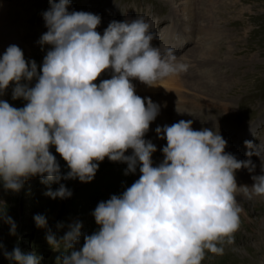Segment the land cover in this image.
I'll list each match as a JSON object with an SVG mask.
<instances>
[{
  "label": "clouds",
  "instance_id": "obj_1",
  "mask_svg": "<svg viewBox=\"0 0 264 264\" xmlns=\"http://www.w3.org/2000/svg\"><path fill=\"white\" fill-rule=\"evenodd\" d=\"M49 2L43 13L48 30L38 43L52 47L42 67L27 61L14 44L0 58V94L14 82L12 98L27 101L16 108L0 100L4 189L19 192L26 180L40 176L45 185L59 183L45 195L67 199L73 193L60 181H92L106 157L126 163L125 174L135 173L139 165L138 180L121 195L98 203L92 215L99 229L83 234L82 248H76L80 221L59 239L46 236L50 245L64 244L57 264H201L206 250L222 255L240 225L237 189L264 195V174L252 176L251 188L238 187L235 172L251 170L252 162L226 153L227 141L218 131L194 130L191 120L155 129L167 144L163 161L153 166L157 148L144 137L160 106L137 95L132 80L153 86L186 72L188 65L178 61L174 49L153 46L155 36L143 17L111 21L101 35L99 15L70 12V0ZM106 70L112 71L111 78L95 83ZM51 146L66 161V174ZM129 149L132 154L125 155ZM0 219L15 235V221L6 213ZM34 220L37 227L47 225L43 215ZM4 255L15 264H39L41 259L18 246Z\"/></svg>",
  "mask_w": 264,
  "mask_h": 264
},
{
  "label": "rangeland",
  "instance_id": "obj_2",
  "mask_svg": "<svg viewBox=\"0 0 264 264\" xmlns=\"http://www.w3.org/2000/svg\"><path fill=\"white\" fill-rule=\"evenodd\" d=\"M49 8V0H0V58L14 44L22 49L27 61L34 60L38 69L42 67L44 56L52 47L38 43L48 30L43 13ZM68 10L99 15L101 24L97 31L101 35L111 21L143 17L155 36L153 46H160L157 43L161 40L163 47L174 49L179 62L188 65L186 72L158 80L153 85L158 89L147 92L154 93L153 102L160 105L164 126L187 121L189 114L194 130L218 131L227 141L226 153L240 161L250 160L254 166L235 172L238 187L251 188L252 176L264 174V0H175L174 4L172 0H70ZM176 77L182 81V87L169 95L179 92V99L173 104H163L170 91L164 84ZM35 82L32 81V86ZM132 83L135 88L145 85ZM14 87L13 82L0 94V100L22 108L27 101L12 98ZM177 104L186 111L180 118L174 110ZM153 134L157 139L156 132ZM246 141L250 146H246ZM166 144L164 141L162 146ZM50 151L56 156L62 174H66L70 170L66 161L55 146ZM258 151L260 156L256 154ZM130 154L131 151L125 153ZM152 158L157 166L164 154L159 158L153 153ZM98 163L90 182L60 181L73 193L67 199L45 195L49 189L57 190L59 183L45 185L40 176L26 180L19 192L5 190L0 181V215L6 213L17 226L12 235L10 225L0 219V264H15L4 253L12 252L16 246L25 253H35L41 258L39 264H57V258L65 251L64 244L61 241L50 245L46 236L52 233L59 239L76 221L83 224L76 245L77 250L82 248L83 234L91 235L99 229L92 215L98 203L121 195L141 175L139 165L135 173L125 174L126 163L107 157ZM251 172L250 179H243ZM242 179L249 180L250 185L245 182L239 185ZM241 190L238 188L235 193L242 211L233 242L223 245L222 255L206 250L201 264H264V195ZM38 214L46 217L45 227L36 226L34 217Z\"/></svg>",
  "mask_w": 264,
  "mask_h": 264
},
{
  "label": "bare ground",
  "instance_id": "obj_3",
  "mask_svg": "<svg viewBox=\"0 0 264 264\" xmlns=\"http://www.w3.org/2000/svg\"><path fill=\"white\" fill-rule=\"evenodd\" d=\"M172 3L174 4L175 3V0H172ZM177 5H178V3H176L175 4V9L177 8ZM158 45H160L161 44V40L159 41V43H157ZM161 45H164V42H162V44ZM111 75H112V71L111 70H106L104 73H102L101 74V76L98 78V80L97 81H95V83H97V84H99L102 80H104V79H110L111 78ZM134 81H135V83H138V82H140L138 79H134ZM133 80H132V82H134ZM182 81L180 80L179 81V78L178 77H176V78H173V79H171V82H166L165 84H164V86L167 88L166 90H170V91H168L169 93H168V95H167V97H166V102H164L163 104H168V103H171V104H173V103H175L179 98H178V96L179 95H177L178 93H171V95H169L170 94V92L172 91V92H174V91H176V89L177 88H180V86L182 87ZM159 85V84H158ZM173 85H177L178 87H174ZM156 86L157 85H155V87L154 86H149V85H143V86H141V87H137V88H135L136 89V94L137 95H139L140 97H142V98H148V97H150L151 98V100L153 101L154 100V93L152 94V93H147L149 90H151V89H153V88H156ZM160 86V85H159ZM161 87V86H160ZM163 88V86L161 87V89ZM170 88H174V89H170ZM176 88V89H175ZM156 89H158V88H156ZM156 89H153V90H156ZM164 89V88H163ZM178 90H180V89H177V91ZM152 92V91H151ZM173 97H175V100L174 101H172L171 99L173 98ZM163 99H165L164 97H163ZM169 99V100H168ZM156 102V101H155ZM154 102V103H155ZM168 102V103H167ZM159 103V102H158ZM157 104V103H156ZM161 104V103H160ZM181 104V103H180ZM180 104H177L176 105V107L174 108V110H175V112H176V114H177V116L180 118L181 117V114L183 113V112H186V111H183V109H185L184 108V106H183V108H181V106L182 105H184L183 103H182V105H180ZM170 105V104H169ZM160 106V105H159ZM164 106V108H165V105H163ZM166 106H168V105H166ZM177 109L180 111H177ZM190 109V108H189ZM164 110V109H163ZM165 111H166V109H165ZM170 111V110H169ZM167 115V114H166ZM163 118H164V116H163ZM181 119H183V118H181ZM187 119L189 120L190 119V116H189V114H188V117H187ZM165 120V119H164ZM163 120H162V118H161V115L160 114H158L157 115V117H156V119L153 121V122H151L150 123V127H149V130H148V132L145 134V137H144V139L145 140H150V141H152L155 145H156V148H157V151L156 152H154V153H156L157 154V156H159V158H160V156L163 154V151H162V149H163V147H165V146H162V144H163V142L164 141H167L166 139H160L159 138V136L157 135V133H156V136H158V138L156 139V137L154 138V137H152V135H154L153 133L154 132H156L155 131V129L158 127V126H160V127H163L164 126V124H163ZM150 131V132H149ZM240 133V132H239ZM154 139V140H153ZM159 143H160V145H159ZM129 151H131V154H132V152H133V150L132 149H129L127 152H129ZM126 152V153H127ZM159 152L161 153V154H159ZM130 154V155H131ZM152 160H153V166H155V159L154 158H152ZM260 163V162H259ZM252 173L253 172H251V173H249V174H247L246 176H244L243 177V179H250V176H252ZM242 179V180H243ZM240 180V183H239V185L241 184V183H243V182H245L246 183V185H250L249 183H248V181L249 180ZM252 181H253V179H252ZM120 183V182H119ZM120 190V189H119ZM123 190V189H122ZM242 191H244V190H241L240 192H242ZM117 192V191H116ZM119 192V191H118ZM124 192V191H123ZM114 194V193H113ZM104 199V198H103ZM105 201V200H104Z\"/></svg>",
  "mask_w": 264,
  "mask_h": 264
}]
</instances>
